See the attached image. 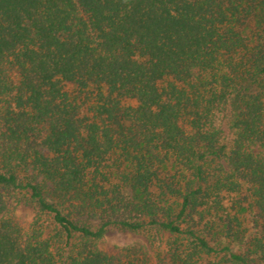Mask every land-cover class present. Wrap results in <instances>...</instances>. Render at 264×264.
Returning a JSON list of instances; mask_svg holds the SVG:
<instances>
[{"label":"trees","instance_id":"trees-1","mask_svg":"<svg viewBox=\"0 0 264 264\" xmlns=\"http://www.w3.org/2000/svg\"><path fill=\"white\" fill-rule=\"evenodd\" d=\"M208 257L264 264V0H0V264Z\"/></svg>","mask_w":264,"mask_h":264},{"label":"rangeland","instance_id":"rangeland-1","mask_svg":"<svg viewBox=\"0 0 264 264\" xmlns=\"http://www.w3.org/2000/svg\"><path fill=\"white\" fill-rule=\"evenodd\" d=\"M126 103H133L131 100H126ZM220 122L219 125L224 132L229 136V130L227 127L226 118L219 117ZM237 197H241L238 195ZM236 197V198H237ZM229 205L231 203L229 202ZM236 210H232L231 213H235L241 220L242 226L248 225L249 220V211L247 208L246 203L242 202L240 207H236ZM16 215L24 222L30 221L34 214V207L33 204L26 200L25 195H20V201L16 206L15 209ZM223 227V225H222ZM136 242H145V237L143 233L134 232L131 230L118 228V227H109L103 237V243L106 245H117V246H124L133 244ZM236 245V244H235ZM227 264L224 260L219 259V257H208L203 260L202 264Z\"/></svg>","mask_w":264,"mask_h":264}]
</instances>
